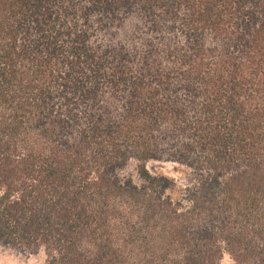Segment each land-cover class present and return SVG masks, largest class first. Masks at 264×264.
<instances>
[{"label": "trees", "instance_id": "1", "mask_svg": "<svg viewBox=\"0 0 264 264\" xmlns=\"http://www.w3.org/2000/svg\"><path fill=\"white\" fill-rule=\"evenodd\" d=\"M0 248L264 264V0H0Z\"/></svg>", "mask_w": 264, "mask_h": 264}, {"label": "rangeland", "instance_id": "2", "mask_svg": "<svg viewBox=\"0 0 264 264\" xmlns=\"http://www.w3.org/2000/svg\"><path fill=\"white\" fill-rule=\"evenodd\" d=\"M148 171L153 175L164 176L168 179H182L184 170L173 164L151 162L147 164ZM0 264H43L38 257L19 255L0 248Z\"/></svg>", "mask_w": 264, "mask_h": 264}]
</instances>
